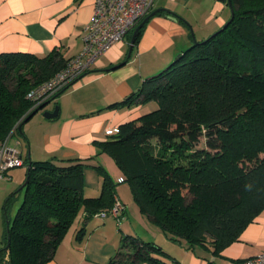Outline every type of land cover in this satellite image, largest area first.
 <instances>
[{
    "label": "trees",
    "instance_id": "trees-1",
    "mask_svg": "<svg viewBox=\"0 0 264 264\" xmlns=\"http://www.w3.org/2000/svg\"><path fill=\"white\" fill-rule=\"evenodd\" d=\"M230 3L224 28L192 40L173 62L110 105L154 101L157 107L95 142L114 160L152 223L186 248L214 254L237 240L264 209V0ZM67 61L57 49L42 56L0 52V144L38 107L27 92ZM23 161L30 162L19 188L23 198L12 220L5 221L0 264H45L81 212L86 220L98 216L116 197V184L100 165L95 166L100 193L85 196L83 162ZM84 234L82 227L78 238ZM144 261L180 264L159 244L126 234L109 264Z\"/></svg>",
    "mask_w": 264,
    "mask_h": 264
},
{
    "label": "crops",
    "instance_id": "crops-1",
    "mask_svg": "<svg viewBox=\"0 0 264 264\" xmlns=\"http://www.w3.org/2000/svg\"><path fill=\"white\" fill-rule=\"evenodd\" d=\"M155 8L169 10L178 18L165 10L153 15L128 59L127 36L106 50L81 78L46 104L44 111H52L57 105L58 113L43 123L47 130L39 141L31 128L24 130L28 140L26 156L53 159L57 164L64 159L83 162L87 167L85 196L100 193L102 178L91 168L100 165L116 184V196L124 205L119 219L108 215L86 220L81 212L45 264H109L125 234L159 244L180 264H233L264 250V209L244 227L237 240L218 254L199 246L188 249L184 243L169 238L140 211L127 182L119 180L124 175L114 160L99 152L95 142L108 139L105 127L118 126L143 113V104L118 108L110 105L135 91L145 78L166 67L187 48L192 43L190 28L203 39L230 16L228 5L219 0H155L151 10ZM92 11L93 0H0V52L24 51L42 56L57 49L69 59L81 49L82 32ZM125 59L123 65L109 69ZM21 145L16 139L10 146L23 158L18 149ZM82 227L85 234L78 238Z\"/></svg>",
    "mask_w": 264,
    "mask_h": 264
},
{
    "label": "built area",
    "instance_id": "built-area-1",
    "mask_svg": "<svg viewBox=\"0 0 264 264\" xmlns=\"http://www.w3.org/2000/svg\"><path fill=\"white\" fill-rule=\"evenodd\" d=\"M155 0H93L92 17L85 25L79 52L69 58L66 65L48 80L32 87L26 94L34 106L49 102L52 97L72 82L83 76L113 44L123 41L127 33L145 15L148 14ZM74 82V83H75ZM118 126L105 127L108 135L116 133ZM24 166L23 158L18 150L8 144V139L0 144V179H10L9 171ZM120 177L119 180H123ZM124 205L117 198L108 211L97 215H112L119 219ZM233 264H264V250L251 256L238 259Z\"/></svg>",
    "mask_w": 264,
    "mask_h": 264
},
{
    "label": "rangeland",
    "instance_id": "rangeland-1",
    "mask_svg": "<svg viewBox=\"0 0 264 264\" xmlns=\"http://www.w3.org/2000/svg\"><path fill=\"white\" fill-rule=\"evenodd\" d=\"M190 30L192 31V32L190 31V33L194 34L193 29L190 28ZM194 38L196 40H200L198 35H196V34H194ZM173 60L171 62H173ZM157 73H155V74H157ZM45 103H47V102H45ZM47 106L48 105H45L44 107H42L38 111L39 114L28 119L25 123L26 124L25 128H24V126H22L20 129L21 131L17 130L12 135H10L8 137V138H10V145L11 144L13 145L15 143L16 139H19L22 142V145L18 146V149L22 153L23 159H26V157H27L26 151L28 148V145H27L28 140H27V136H26V133L24 130L31 128V130L33 131V134L36 135V138H38V141L40 140L41 134H43V132L47 130V128L45 127V125L43 123H48L46 121H50L49 119H47L46 117L43 116V111L47 108ZM156 107H157V104L154 101H149V102L143 104V112H145L147 110H152ZM31 160H35V159H31ZM37 160H40V159H37ZM86 168L87 167H85L84 170ZM91 168L93 169V171H95L96 174H99V172L97 171L95 166H93ZM26 172H27V165L24 164V166H22V167L15 168V169L9 171V175H11V179H0V248L4 244L5 221L6 220H12V218L15 215V212L17 211V208L21 204V201L23 198V190H19V187H20V185H22V183L24 182V180L26 178ZM17 179H21L19 183H17ZM127 185H128V183H127ZM15 191H17V192H15ZM14 192H15V194H13ZM12 194H13V196L11 198V201L6 206V200ZM2 264H8V263L5 260H3Z\"/></svg>",
    "mask_w": 264,
    "mask_h": 264
},
{
    "label": "water",
    "instance_id": "water-1",
    "mask_svg": "<svg viewBox=\"0 0 264 264\" xmlns=\"http://www.w3.org/2000/svg\"><path fill=\"white\" fill-rule=\"evenodd\" d=\"M219 1H225V0H219ZM226 1H227L228 5L230 6V5H231L230 0H226ZM162 10H165V9H162V8H155V9L151 10V11H150V12H149V13H148L143 19H141V21H140V22L136 25V27L133 29V32H132L131 37H130V40H129V42H128L127 59H128V58L130 57V55H131L132 48H133V45H134V41H135V38H136V35H137L139 29L144 25V23H146V22L148 21V19H149L150 17H152L154 14H156L157 12L162 11ZM170 13H171V17H172V18L177 19V17H176L175 14H173L172 12H170ZM228 22H229V21H227L226 23H224L220 29L224 28ZM220 29H219V30H220ZM191 32H192V31H191ZM191 36H192V40L195 41L196 39L194 38V34H193V33H191ZM127 59L121 61L120 63H118V64H116V65L111 66L109 69H114V68H117V67L123 65V64L127 61ZM81 77H82V76H81ZM81 77H80V78H81ZM78 79H79V78H78ZM76 81H77V80H76ZM74 82H75V81H74ZM74 82L70 83V85L66 86L62 91L66 90V89H67L69 86H71ZM60 92H61V91H60ZM47 103H48V102H47ZM47 103H42V104H40V105H39V106H38V107H37L32 113H30L29 116L26 117V119L23 121V123H24L25 121H27V120H28V119H29V118H30L35 112L39 111L42 107H44ZM57 113H58V106L55 105L52 111H43V116L46 117V118H53V117H55V116L57 115ZM20 129H21V125L18 127V130H20ZM27 157L30 158L29 155H28ZM29 163H30V162H28V166H29ZM28 166H27V167H28ZM22 186H23V185H21L19 188H22ZM7 224H8V221H7ZM8 244H9V241L7 242V245H8ZM4 248H7V246L4 247Z\"/></svg>",
    "mask_w": 264,
    "mask_h": 264
}]
</instances>
